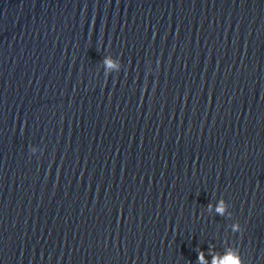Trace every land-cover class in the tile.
I'll return each mask as SVG.
<instances>
[{
	"label": "clouds",
	"instance_id": "obj_1",
	"mask_svg": "<svg viewBox=\"0 0 264 264\" xmlns=\"http://www.w3.org/2000/svg\"><path fill=\"white\" fill-rule=\"evenodd\" d=\"M104 65H105V69L106 71H111L113 69H117L118 68V65L114 62V60L110 57H106L105 60H104ZM150 70V69H149ZM30 152L32 154H35L37 152L36 148L35 147H30ZM209 208H211V205H209ZM225 202L224 200L221 198L220 200L217 201V204L215 206V211L218 215H221L223 216L224 213H225ZM231 231L233 233H239L242 231V228H241V225L240 223L237 221V222H234L231 226ZM231 247V246H230ZM208 252V255L211 256V250H207ZM211 260H212V264H225L224 261H217V259L215 257H211ZM228 260L229 261H234V264H243L242 262V257H241V254L239 251H236L234 253L230 252L228 254ZM196 264H207V261L205 259V251H198V257H197V262Z\"/></svg>",
	"mask_w": 264,
	"mask_h": 264
}]
</instances>
